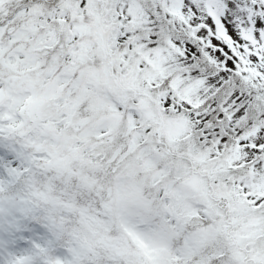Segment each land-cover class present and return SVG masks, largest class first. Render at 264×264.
Returning a JSON list of instances; mask_svg holds the SVG:
<instances>
[{"label":"snow or ice","instance_id":"1","mask_svg":"<svg viewBox=\"0 0 264 264\" xmlns=\"http://www.w3.org/2000/svg\"><path fill=\"white\" fill-rule=\"evenodd\" d=\"M0 264H264V0H0Z\"/></svg>","mask_w":264,"mask_h":264}]
</instances>
